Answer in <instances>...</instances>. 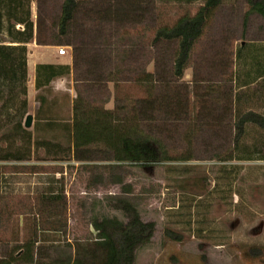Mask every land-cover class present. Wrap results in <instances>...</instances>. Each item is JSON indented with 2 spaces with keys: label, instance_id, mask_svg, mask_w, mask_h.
<instances>
[{
  "label": "rangeland",
  "instance_id": "rangeland-1",
  "mask_svg": "<svg viewBox=\"0 0 264 264\" xmlns=\"http://www.w3.org/2000/svg\"><path fill=\"white\" fill-rule=\"evenodd\" d=\"M81 1L63 38L57 36L63 0H33L30 6L31 44L35 41L39 60L70 65L72 71L40 90L32 88L23 127L31 115L32 126L27 130L35 138L64 142L59 127L35 132L42 95L48 106L52 104L47 112L58 122L71 121L78 91L85 102L114 110L113 83L76 82L79 76L85 77L86 64L101 60L103 69L114 74L121 68L123 83L134 78L131 70L146 69L157 72L161 93H172L176 87L182 99L189 97L190 115L174 111L173 118H168L158 113L157 137L170 154H180L187 147L188 129L196 127L191 137L193 159L145 166L117 163L108 153L94 155L89 162L56 161L40 149L29 161H0V259L15 250L22 254L15 264H35L38 259L111 264L114 247L97 239L93 224L103 221L117 230L126 227L128 218L120 206L130 205L143 222L155 224L150 242L137 252L136 264H264V160H225L233 148L237 114L251 110L264 114V77L240 87L264 69V18L256 13L246 16V0H224L179 81L173 76L172 61L177 44L158 49L149 45L157 29L195 16L204 0ZM36 37L59 45L40 46ZM73 45L84 48L79 59L87 61L78 73L73 69ZM62 49L65 55H60ZM88 85L93 89H87ZM121 86V97L141 95L128 85ZM17 110L10 107V115L0 118L1 126L6 125L0 131L1 147L18 120ZM247 131L244 143L250 150H260L254 158L264 157V131L254 126ZM49 188L66 197L67 229L46 236L67 242L28 246L32 209L37 196Z\"/></svg>",
  "mask_w": 264,
  "mask_h": 264
},
{
  "label": "trees",
  "instance_id": "trees-1",
  "mask_svg": "<svg viewBox=\"0 0 264 264\" xmlns=\"http://www.w3.org/2000/svg\"><path fill=\"white\" fill-rule=\"evenodd\" d=\"M198 1L202 0H187L189 3ZM223 1L204 0L195 16L183 17L172 27L163 26L155 31L150 47L158 49L164 44H177L172 60L173 76L177 80H182L196 44L203 37L209 21ZM18 2V0H0V4H3L6 10L5 13L0 12V20L6 17L8 22L6 27L0 25V31L6 32L7 41L18 44V46H5L0 42V102L5 97L1 92L3 84L8 82L11 84L9 92L13 94L15 91L17 69L26 66L28 52L26 45L34 40V23L31 21V14L17 12L15 6ZM246 2L249 5L246 16L256 13L264 18V0H246ZM20 3L23 4V1L21 0ZM81 5V0H63L57 36L63 38L68 35L69 27ZM17 25H22L23 29H17ZM55 38L56 34L52 39ZM36 41L40 46L59 45L51 41L45 42L40 37H36ZM65 45L71 46L70 44ZM72 47L73 69L78 73L77 71H80L87 61L83 60L82 62L79 59L84 53L83 47L76 45ZM103 63L100 60L86 64V70L83 72L85 77L79 76V80L76 82L90 83L93 81L99 86L113 83L116 102L114 110H107L104 106L98 107L92 102H85L82 94L78 91V96L73 102L71 121L58 122L54 120L51 112H47L49 109L51 110L52 104L48 106L45 96H40L38 98L40 106L36 112L35 132L39 133L44 128L47 131L59 127L64 137V142H61L40 137L35 138L32 131L23 127V120L28 114V102L25 100L18 107L16 112L18 120L11 126L10 132L8 131L9 137H4L5 146L1 147L0 145V161H29L33 153L37 155L36 153L40 149H43L48 157L56 161L74 158L77 161L89 162L93 161L94 155L108 153L112 157L110 160L117 163L145 166L163 161H192L191 137L196 127L188 129V136L186 135L185 140L187 147L180 154H170V151L157 137V133L159 134L158 113L163 112L168 118H173L174 111L178 115H190L192 111H190L189 97L182 99L180 91L176 87L172 93L168 91L161 93L157 72L150 73L146 69H134L131 70L134 73V78L123 83L119 79V75L122 73L119 70L121 68H116L117 72L114 74L115 72L104 70ZM262 70L258 75H264V69ZM23 71L26 77V69ZM71 71L70 65L40 64L36 69V88L40 90L47 87L53 81L69 76ZM254 79L257 78L247 80L248 82L240 87H247L249 83L254 82ZM122 84L128 85V88L133 91L139 90L141 95L136 98L131 94L121 97ZM86 88L90 90L93 89V86L88 85ZM6 103H9L12 108L16 106L13 97H8L7 102L5 101L0 108V118L3 114L10 115V107L5 108ZM236 118L232 140L233 148L225 160L227 162L264 160V157L254 158V154L260 151L257 147L250 150L244 143L248 126H254L264 131V114L251 110L243 114L238 113ZM40 121H44V124L40 125ZM3 126L0 124V131ZM195 131L197 132V130ZM1 181H3V176H1ZM49 189L37 196V205L32 209L33 232L27 241L28 246L48 241L52 246H61L67 242L61 239L51 240L48 239L49 236H46L51 233L66 232L67 229L66 197L62 192L58 193V191ZM120 209L128 218L126 227L117 230L106 222L98 221L93 224V228L97 232V239L100 242L111 243L114 247L111 264H136L137 252L150 242L155 231V224L143 222L137 211L130 205L120 206ZM21 255L13 250L8 258L0 259V264H15L20 261ZM35 264H71V262L65 259H38Z\"/></svg>",
  "mask_w": 264,
  "mask_h": 264
},
{
  "label": "crops",
  "instance_id": "crops-1",
  "mask_svg": "<svg viewBox=\"0 0 264 264\" xmlns=\"http://www.w3.org/2000/svg\"><path fill=\"white\" fill-rule=\"evenodd\" d=\"M18 4L16 7L17 9V12H22V13H27L29 12L30 13V6L33 2V0H22L23 1V4L20 3L21 0H18ZM21 5V6H19ZM28 8V11L24 10L25 8ZM5 7L3 6V4H0V12L1 13H5ZM8 24L7 20H6V17L2 18L0 20V25H2L3 27H6ZM17 29H23V26L22 25H17L16 26ZM6 32H2L0 31V42L2 45H5V46H18V44L16 43H12L10 41H7L8 39L6 38ZM27 47V61H26V66H22L23 68H18L17 69V85H16V89L15 91L12 93H10V85L8 82H6V84H3V86H1V92H2V95L5 96L4 99H1V102H3L4 100H8V97H13V100H15L16 102V107H20L21 104H23V102L25 100H27V102H29V95H31V91H32V88H35L36 89V69H37V66L40 65V64H52V65H56V63L54 62H41L39 59L40 57L37 56V51H38V47L37 45L35 44V41H34V44H31L28 43L26 45ZM24 69H26V77H25V74H24ZM261 76H264L262 74L260 75H256L255 77L258 78L257 80H261L263 79V77ZM32 80V81H30ZM254 82H256V79H254ZM244 88V87H243ZM15 95V96H13ZM0 102V103H1ZM3 105V104H2ZM9 107V103H6V107L7 108ZM27 110H28V107H27ZM28 115V114H27Z\"/></svg>",
  "mask_w": 264,
  "mask_h": 264
},
{
  "label": "water",
  "instance_id": "water-1",
  "mask_svg": "<svg viewBox=\"0 0 264 264\" xmlns=\"http://www.w3.org/2000/svg\"><path fill=\"white\" fill-rule=\"evenodd\" d=\"M33 117L31 115L27 116L25 121V128L29 129L32 126Z\"/></svg>",
  "mask_w": 264,
  "mask_h": 264
},
{
  "label": "built area",
  "instance_id": "built-area-1",
  "mask_svg": "<svg viewBox=\"0 0 264 264\" xmlns=\"http://www.w3.org/2000/svg\"><path fill=\"white\" fill-rule=\"evenodd\" d=\"M59 53H60V55H65V54H66V50H63V49H62V50H60Z\"/></svg>",
  "mask_w": 264,
  "mask_h": 264
}]
</instances>
